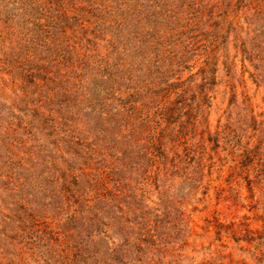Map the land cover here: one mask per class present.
I'll list each match as a JSON object with an SVG mask.
<instances>
[{
  "label": "rangeland",
  "instance_id": "rangeland-1",
  "mask_svg": "<svg viewBox=\"0 0 264 264\" xmlns=\"http://www.w3.org/2000/svg\"><path fill=\"white\" fill-rule=\"evenodd\" d=\"M0 264H264V0H0Z\"/></svg>",
  "mask_w": 264,
  "mask_h": 264
}]
</instances>
